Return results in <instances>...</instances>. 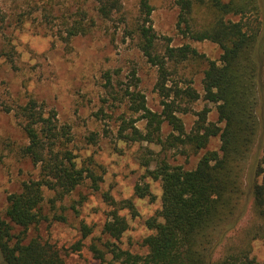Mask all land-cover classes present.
<instances>
[{
	"label": "rangeland",
	"instance_id": "374dc122",
	"mask_svg": "<svg viewBox=\"0 0 264 264\" xmlns=\"http://www.w3.org/2000/svg\"><path fill=\"white\" fill-rule=\"evenodd\" d=\"M122 2L126 20L119 16L103 19L94 0H0V214L8 218L9 194L19 191L24 181L40 177V164L23 151L29 140L14 110L29 97L56 109L59 124L70 128L72 139L68 147L78 166L98 176L99 188L87 176L54 204L51 199L56 193L45 188L46 218L27 231L26 241L39 237L53 243L66 264H100L101 253L111 261L116 259L113 249L147 254L149 249L143 240L154 230L146 221L157 213L162 202V182L149 171L163 160L193 169L204 152L220 147L218 137H212L208 146L198 152L189 144L174 143L173 134L178 131L166 120L153 134L149 119L129 106L124 94L136 83V88L145 94L148 107L160 114L164 96L155 87L156 67L126 33L139 18V0ZM150 2L154 7L152 22L160 36L159 49L171 38V45L189 43L205 58H220L222 49L217 43L194 40L181 31L176 0ZM76 22L85 24L87 32L69 37L68 31ZM205 66L202 58L178 65L170 63L168 83L191 86L199 93L196 100L176 97L180 103L176 114L187 132L205 107L210 108L209 121H218L216 104L205 98ZM107 73L111 75L112 88L108 87ZM115 94L124 100L114 99ZM261 122L245 173V201L238 212L236 228L217 250V257L250 239L251 256L264 262V219L255 210L249 176L254 160L264 164V120ZM149 133L150 138H142ZM138 185L147 187L149 194L139 196ZM114 213L128 223L118 239L105 231V224ZM20 229L15 227L16 232ZM121 262L117 258L114 264Z\"/></svg>",
	"mask_w": 264,
	"mask_h": 264
},
{
	"label": "trees",
	"instance_id": "16d2710c",
	"mask_svg": "<svg viewBox=\"0 0 264 264\" xmlns=\"http://www.w3.org/2000/svg\"><path fill=\"white\" fill-rule=\"evenodd\" d=\"M94 1L103 19L113 20L119 16L126 20L122 0ZM176 3L180 9L177 23L181 31L194 40L217 43L222 49L220 58H205L189 43L171 45V38L159 49L160 36L152 22L154 7L150 0H139V18L133 23L135 27L126 29V33L136 40L157 69L155 87L164 96L163 112L160 114L148 107L145 94L136 88L138 83L133 89H126L124 95L135 112H143V117L149 119L153 134L166 120L178 131L173 134L174 143L189 144L198 152L208 146L212 137H218L220 147L204 152L193 169L163 160L149 171L162 182L161 207L146 221L154 230L143 240L149 251L141 255L113 249L115 258H121V264H264L251 256L250 239L216 256L219 247L236 228L238 212L246 196L245 173L264 120V0H176ZM86 32L87 26L76 22L68 35ZM201 58L206 61L205 98L216 104L218 121H209L210 108L205 107L199 111L192 130L187 132L176 114L180 107L176 97L196 100L199 93L191 86L183 88L176 82L168 83L172 74L170 63L178 65ZM106 76L108 87L112 88L111 75ZM116 94L114 99L124 100L125 97L120 99ZM14 110L29 140L23 151L34 163L40 164L41 170L39 178L24 181L19 191L9 194L8 218L0 214L3 264H66L53 243L39 237L26 241L27 231L46 218L45 188L56 193L51 199L54 204L87 176L93 179L94 187L99 188L98 176L78 166L68 147L72 139L70 128L59 124L55 108L29 97ZM135 131L139 134L138 129ZM150 136L149 133L142 138ZM249 176L255 210L264 219V164L261 160L253 161ZM137 193L144 197L149 189L138 185ZM16 226L21 228L18 232ZM127 228L126 219L118 213L105 224V231L116 239ZM98 257L100 264L116 261H108L102 253Z\"/></svg>",
	"mask_w": 264,
	"mask_h": 264
}]
</instances>
